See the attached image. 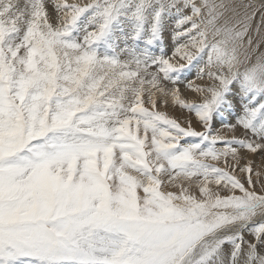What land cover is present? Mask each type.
<instances>
[{
	"label": "snow or ice",
	"instance_id": "snow-or-ice-1",
	"mask_svg": "<svg viewBox=\"0 0 264 264\" xmlns=\"http://www.w3.org/2000/svg\"><path fill=\"white\" fill-rule=\"evenodd\" d=\"M221 10L0 0V264H264V185L239 152L264 151V53L245 66L251 18Z\"/></svg>",
	"mask_w": 264,
	"mask_h": 264
},
{
	"label": "rangeland",
	"instance_id": "rangeland-1",
	"mask_svg": "<svg viewBox=\"0 0 264 264\" xmlns=\"http://www.w3.org/2000/svg\"><path fill=\"white\" fill-rule=\"evenodd\" d=\"M67 2L69 4L77 3L80 5H83L85 3L90 2V0H67ZM215 2L216 3L223 2L227 7V10H221V11H224V16L222 17V20L229 19L232 23H235L237 20L242 19L246 15L251 18L249 21V30L243 38V42L245 46L248 48V52L250 54V59L247 65L245 66H251L253 63H255L256 57L259 56L261 53H264V0H215ZM20 3L23 4V0H20ZM49 12L50 13L52 12L51 8H49ZM172 24H173V21L170 20L169 27L164 33L165 52L168 56H171V53L175 47V43L172 40V28H171ZM249 38H251V41H252L251 46L248 45ZM184 42L185 41L183 40L180 41V43H184ZM254 49L255 51H253ZM174 62H177V61H174ZM178 62H182V61H178ZM241 70H243V66L241 67ZM196 71H197L196 68L192 69V73L189 76V79L193 80L194 83L196 84H203L204 83L203 81L195 79ZM180 88H181V95L184 99L192 100L194 102H200L201 97L198 94L185 89L183 85H181ZM157 110L167 112L169 116L177 119L178 122H180L182 126H185V127L187 126L188 121L191 120L192 126L197 131H203V129L195 121L194 116L192 114H189L187 111H182L178 107L158 108ZM229 123H235L234 119H229ZM213 133L222 135L228 139L232 138L233 136H236L237 138H245L246 135L250 136V134H246L242 128H238L235 131L230 130V129H223L221 128V125L218 122L213 124ZM217 147L220 148L222 147V145L217 144ZM239 152L242 157L240 161L241 165L247 163L248 161L252 162L251 178L254 184H256L257 181L258 182L262 180L264 181V167H263L264 166V151L258 150L257 153L253 154L254 156L252 155V153H249L247 150H244V149H240ZM207 162L215 163L219 167H223V161L216 162V161L209 160ZM258 171H259V176L257 175ZM244 182H246V180ZM215 187L216 186H214L213 190H215ZM245 187H248L247 183H245ZM164 190L165 191H178V189H173V188H166ZM254 190L257 191V193H261L262 191L256 188V185H255ZM140 194L142 195L143 193L140 192ZM226 194L227 192H224V191L221 192V195H226ZM236 194L239 195L238 192ZM246 238L251 239V237H247V236Z\"/></svg>",
	"mask_w": 264,
	"mask_h": 264
},
{
	"label": "bare ground",
	"instance_id": "bare-ground-1",
	"mask_svg": "<svg viewBox=\"0 0 264 264\" xmlns=\"http://www.w3.org/2000/svg\"><path fill=\"white\" fill-rule=\"evenodd\" d=\"M260 13V12H259ZM242 154V153H241ZM252 155H253V153H252ZM241 156V155H240ZM254 156V155H253ZM260 157V156H259ZM259 159V158H258ZM257 160V159H256ZM254 161V160H253ZM258 161V160H257ZM260 161V160H259ZM255 163H256V161H255ZM258 164V163H257ZM218 166V165H217ZM219 167V166H218ZM264 167V166H263ZM257 168V167H256ZM258 174H259V171H258ZM259 176V175H258ZM246 183V182H245ZM256 185V188H258L259 190H262L261 189V185H264V181L262 180V181H260V182H258V183H256L255 184ZM214 186L215 185H213L212 187L214 188ZM257 190V189H256Z\"/></svg>",
	"mask_w": 264,
	"mask_h": 264
}]
</instances>
